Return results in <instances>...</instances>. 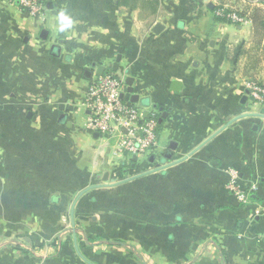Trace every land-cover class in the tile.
<instances>
[{
  "label": "crops",
  "instance_id": "1",
  "mask_svg": "<svg viewBox=\"0 0 264 264\" xmlns=\"http://www.w3.org/2000/svg\"><path fill=\"white\" fill-rule=\"evenodd\" d=\"M151 2L47 0L33 17L0 0V264H89L73 229L93 264H264V118L254 115L184 161L90 189L72 226L74 200L106 171L121 180L118 171L180 159L233 118L264 110L250 94L241 102L250 78L264 81V0ZM220 5L248 21L219 19ZM62 11L73 19L65 32ZM118 57L135 94L150 99L136 104L159 113V144L93 170L98 135L85 129L84 96L99 66L113 69ZM229 168L257 187L246 205L227 190Z\"/></svg>",
  "mask_w": 264,
  "mask_h": 264
},
{
  "label": "built area",
  "instance_id": "2",
  "mask_svg": "<svg viewBox=\"0 0 264 264\" xmlns=\"http://www.w3.org/2000/svg\"><path fill=\"white\" fill-rule=\"evenodd\" d=\"M33 17H40L46 8L47 0H9ZM217 16L233 23L248 21L247 14L231 5H220ZM127 72L122 69H109L97 73L86 87L84 104L90 115L85 129L98 135L91 162L92 169H98L108 156H128L147 152L159 144V113L151 109L146 115L144 109L125 97L128 90ZM250 98L264 105V83L252 80L248 83ZM227 190L239 205L250 201L255 184L245 185L236 169H227Z\"/></svg>",
  "mask_w": 264,
  "mask_h": 264
},
{
  "label": "water",
  "instance_id": "3",
  "mask_svg": "<svg viewBox=\"0 0 264 264\" xmlns=\"http://www.w3.org/2000/svg\"><path fill=\"white\" fill-rule=\"evenodd\" d=\"M48 6L51 8L53 6L52 2H49ZM162 28V25L161 24H157V26L155 27V32H159ZM119 62H120V57H118L117 61L115 62L114 64V68L113 70H118L119 68ZM105 71V68L104 66H99L98 68V71H97V74L98 75H101L103 74V72ZM89 75H91V72H89ZM129 74V72H127ZM127 84H128V92L132 94V102L134 103H138L139 101H141L144 105H148L149 104V101L150 99L149 98H143V99H140V96L138 94H135V90H134V87H133V84H134V77L132 76H127ZM172 86L171 88L175 91H179L181 89V82L178 81V80H174L172 83ZM250 94V90L247 89L246 90V93L245 95L243 96L241 102L242 103H246L247 101V98H248V95ZM60 109H64V105L62 104L60 106ZM31 114H29L30 116ZM247 115H254V116H257V117H260V118H264V110L262 112H256V113H248V114H244V115H239L235 118H233L232 120H230L227 124H225L222 128H220L218 131H216L215 133H213L211 136H209L206 140H204L201 144H199L194 150H192L190 153H188L186 156L180 158V159H177V160H172L168 163H166V160L164 159L162 164H156L154 166V168L150 169V170H147V171H144V172H141V173H138V174H134V175H129V172L127 170H121V171H118L117 172V175L121 176L123 175L124 177H122L121 180H115V179H110L109 176H110V172L109 171H106L102 177V182H98L96 184H93L87 188H85L84 190H82L80 192V194L76 197V199L74 200L73 202V205H72V208H71V220H72V226L74 227L75 226V206H76V203L77 201L79 200V198L84 194L86 193L87 191H89L90 189L92 188H97V187H105V186H113V185H117V184H120V183H123L125 181H129V180H134V179H137L141 176H144L146 174H150L152 172H156V171H160V170H163L165 169L166 167H169L175 163H178V162H181V161H184L186 160L188 157H190L191 155H193L198 149H200L204 144H206L208 141H210L213 137H215L222 129H224L227 125H229L230 123L234 122L235 120L239 119L240 117H243V116H247ZM166 114H164V116L162 117V119L160 120V122H162L163 118H165ZM66 119V114H62L61 117H60V122H64ZM177 148V145H176V142H172L171 146L169 147L170 150L174 151L175 149ZM166 158L168 159H172V152H167L166 153ZM74 231V234H75V246L77 247V250L80 254V256L89 264H93L91 261H89L86 257H84L79 249H78V246H77V239H76V230L73 229Z\"/></svg>",
  "mask_w": 264,
  "mask_h": 264
},
{
  "label": "clouds",
  "instance_id": "4",
  "mask_svg": "<svg viewBox=\"0 0 264 264\" xmlns=\"http://www.w3.org/2000/svg\"><path fill=\"white\" fill-rule=\"evenodd\" d=\"M58 30L60 32H65L70 29L73 25V19L70 15L65 12H60L57 16Z\"/></svg>",
  "mask_w": 264,
  "mask_h": 264
},
{
  "label": "trees",
  "instance_id": "5",
  "mask_svg": "<svg viewBox=\"0 0 264 264\" xmlns=\"http://www.w3.org/2000/svg\"><path fill=\"white\" fill-rule=\"evenodd\" d=\"M147 1H148V3L151 5V3H152L151 0H147ZM152 1H155V0H152ZM129 2H130V0H119V4H120V5H124V6H129V7H131V8H135V6H134L133 4L131 5ZM258 12L260 13L259 10H256V11H255V13L257 14V15H256V18H257V19L260 18V15H259ZM218 17H219V19H221V20H224V21H227V22L229 21V20H228L227 18H225V17H222V16H218ZM261 18H262V17H261ZM259 23H260V25H261L262 27H264V24H263L264 22H263V20L259 19Z\"/></svg>",
  "mask_w": 264,
  "mask_h": 264
},
{
  "label": "rangeland",
  "instance_id": "6",
  "mask_svg": "<svg viewBox=\"0 0 264 264\" xmlns=\"http://www.w3.org/2000/svg\"><path fill=\"white\" fill-rule=\"evenodd\" d=\"M137 1H139V0H137ZM258 73H262V71L261 72H257V74ZM250 76H252V75H250ZM253 77V76H252ZM251 80L252 79H254V80H257V81H259L260 80V82H262V83H264V81H263V79H257L256 77H254V78H250ZM250 82V81H249ZM60 93V92H59ZM63 96H64V94H63V92L62 93H60L59 95H54L53 96V98H57V97H59V99H57L58 101L59 100H61V99H63ZM58 111V109H57V105H56V108H55V112H57ZM88 139L90 140V138L88 137Z\"/></svg>",
  "mask_w": 264,
  "mask_h": 264
}]
</instances>
